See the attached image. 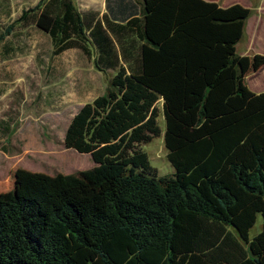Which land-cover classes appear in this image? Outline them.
Instances as JSON below:
<instances>
[{
	"label": "trees",
	"instance_id": "trees-1",
	"mask_svg": "<svg viewBox=\"0 0 264 264\" xmlns=\"http://www.w3.org/2000/svg\"><path fill=\"white\" fill-rule=\"evenodd\" d=\"M105 8L39 0L18 19L32 18L54 55L94 50L95 68L114 75L64 132V147L95 166L33 177L0 200V264H264V92L244 83L264 56L236 53L250 10L204 0ZM160 100L174 170L162 177L139 148L160 134Z\"/></svg>",
	"mask_w": 264,
	"mask_h": 264
},
{
	"label": "rangeland",
	"instance_id": "rangeland-1",
	"mask_svg": "<svg viewBox=\"0 0 264 264\" xmlns=\"http://www.w3.org/2000/svg\"><path fill=\"white\" fill-rule=\"evenodd\" d=\"M38 1L0 0V200L10 198L13 189L23 192L35 181L33 177H45L49 183L59 175L95 166L89 154L64 147V132L78 109L102 95L114 75L113 71L95 68L94 50L90 58L78 49L54 55L51 39L32 23V18L20 22L21 13ZM72 3L79 13L106 12L105 0ZM259 40H263L261 31L256 45L262 44ZM240 50L237 45L236 51ZM261 76L247 82L262 85ZM157 108L160 134L139 148L147 154L158 177L170 176L174 170L164 147L161 100ZM261 227L262 217L257 214L250 238Z\"/></svg>",
	"mask_w": 264,
	"mask_h": 264
},
{
	"label": "crops",
	"instance_id": "crops-1",
	"mask_svg": "<svg viewBox=\"0 0 264 264\" xmlns=\"http://www.w3.org/2000/svg\"><path fill=\"white\" fill-rule=\"evenodd\" d=\"M206 2L217 3L221 7H228L234 4H239L250 10V15L245 21L244 31L242 38L237 43L240 45V52H237L239 56L252 57L254 55L264 56V0H204ZM259 31L263 35V40H259L261 45H256ZM236 45V47H237ZM264 65L256 72H249L244 77V83L246 87L254 94L264 92V83L262 85H251L247 80L262 73L261 79L264 80Z\"/></svg>",
	"mask_w": 264,
	"mask_h": 264
}]
</instances>
